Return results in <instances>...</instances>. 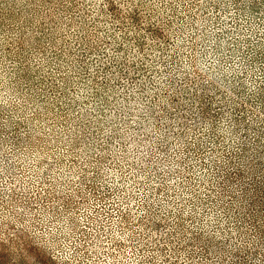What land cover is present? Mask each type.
<instances>
[{
    "label": "rangeland",
    "instance_id": "obj_1",
    "mask_svg": "<svg viewBox=\"0 0 264 264\" xmlns=\"http://www.w3.org/2000/svg\"><path fill=\"white\" fill-rule=\"evenodd\" d=\"M259 116L264 0H0V264H264Z\"/></svg>",
    "mask_w": 264,
    "mask_h": 264
},
{
    "label": "trees",
    "instance_id": "obj_2",
    "mask_svg": "<svg viewBox=\"0 0 264 264\" xmlns=\"http://www.w3.org/2000/svg\"><path fill=\"white\" fill-rule=\"evenodd\" d=\"M257 114H258V113H257ZM259 119H262L260 124L264 123V117H260V116H259ZM260 124H259V125H260ZM263 195H264L263 193H259V195L257 194L256 196H257V198H260L259 200L261 201ZM260 201H259V202H260ZM261 204H262V206L259 208V210L262 209V207H263V210H260V211H258L257 213H261V214L264 215V202H261ZM255 216H256V215L254 214V216L252 217V218H253L252 220H253V222L256 224V226L258 227L259 232L261 233V235H264V219H263L262 221H258V222H257ZM263 218H264V217H263ZM250 224H251V223H250ZM248 225H249V224H248Z\"/></svg>",
    "mask_w": 264,
    "mask_h": 264
}]
</instances>
